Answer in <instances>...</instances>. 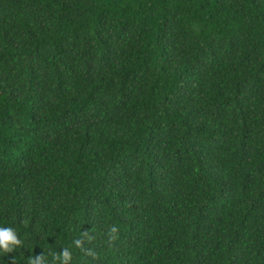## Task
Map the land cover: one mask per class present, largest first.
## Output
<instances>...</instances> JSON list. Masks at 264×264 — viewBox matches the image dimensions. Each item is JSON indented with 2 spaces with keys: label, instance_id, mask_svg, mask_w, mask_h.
<instances>
[{
  "label": "trees",
  "instance_id": "obj_1",
  "mask_svg": "<svg viewBox=\"0 0 264 264\" xmlns=\"http://www.w3.org/2000/svg\"><path fill=\"white\" fill-rule=\"evenodd\" d=\"M3 226L0 264H264V0H0Z\"/></svg>",
  "mask_w": 264,
  "mask_h": 264
},
{
  "label": "clouds",
  "instance_id": "obj_2",
  "mask_svg": "<svg viewBox=\"0 0 264 264\" xmlns=\"http://www.w3.org/2000/svg\"><path fill=\"white\" fill-rule=\"evenodd\" d=\"M18 230L12 226L0 227V254H7L18 247L23 245V240L18 239ZM118 238V226L113 224L109 229V241H113ZM75 245L79 247L81 245V240L75 239ZM72 256V252L69 248L65 247L60 253H53L52 259L48 260L45 253L38 256L29 255L28 264H55L56 261H67Z\"/></svg>",
  "mask_w": 264,
  "mask_h": 264
}]
</instances>
